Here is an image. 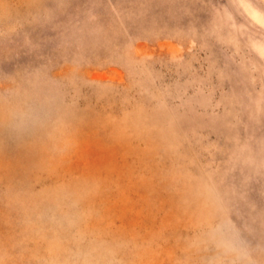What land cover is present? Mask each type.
<instances>
[{
	"label": "clouds",
	"instance_id": "1",
	"mask_svg": "<svg viewBox=\"0 0 264 264\" xmlns=\"http://www.w3.org/2000/svg\"><path fill=\"white\" fill-rule=\"evenodd\" d=\"M25 4L0 13V264H264V0Z\"/></svg>",
	"mask_w": 264,
	"mask_h": 264
},
{
	"label": "rangeland",
	"instance_id": "2",
	"mask_svg": "<svg viewBox=\"0 0 264 264\" xmlns=\"http://www.w3.org/2000/svg\"><path fill=\"white\" fill-rule=\"evenodd\" d=\"M25 7V0H5L4 4L0 5V13H4L11 18H17ZM82 179L87 183L90 178L85 175L82 177ZM83 211L85 213L86 223L89 227L103 226L104 224L108 223V221L100 222L94 217H89L88 213L91 211V209L88 207H85ZM3 219L4 218H0V223L3 222ZM7 230V225L5 224V231ZM149 264H171V262L166 253H161L157 256H154Z\"/></svg>",
	"mask_w": 264,
	"mask_h": 264
}]
</instances>
